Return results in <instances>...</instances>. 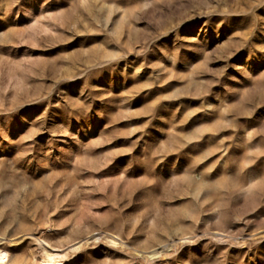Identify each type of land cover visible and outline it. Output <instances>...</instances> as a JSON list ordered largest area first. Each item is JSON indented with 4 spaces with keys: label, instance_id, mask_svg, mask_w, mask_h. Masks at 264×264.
Instances as JSON below:
<instances>
[{
    "label": "rangeland",
    "instance_id": "1",
    "mask_svg": "<svg viewBox=\"0 0 264 264\" xmlns=\"http://www.w3.org/2000/svg\"><path fill=\"white\" fill-rule=\"evenodd\" d=\"M2 233L14 264H264V0H0Z\"/></svg>",
    "mask_w": 264,
    "mask_h": 264
},
{
    "label": "bare ground",
    "instance_id": "2",
    "mask_svg": "<svg viewBox=\"0 0 264 264\" xmlns=\"http://www.w3.org/2000/svg\"><path fill=\"white\" fill-rule=\"evenodd\" d=\"M8 236L9 235L6 233H2L0 235V264H14V263L18 262V261L13 260V258L10 255L9 249L6 247V245L9 242H11V240ZM48 237H49L48 235H44L43 237H38V240L39 241L45 240ZM45 250H47V249L45 248ZM47 253H48V255L43 257L42 260H40V261L37 260V263H40V264H59V263H61V259H59V254L57 252H54L53 250H51V251L47 250ZM34 263L32 262V264H34Z\"/></svg>",
    "mask_w": 264,
    "mask_h": 264
}]
</instances>
